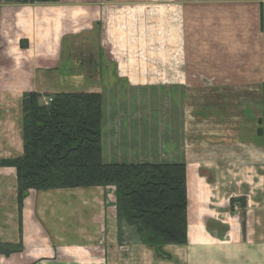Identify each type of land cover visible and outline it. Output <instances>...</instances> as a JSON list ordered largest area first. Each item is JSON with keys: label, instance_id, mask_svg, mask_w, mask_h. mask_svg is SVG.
<instances>
[{"label": "crops", "instance_id": "obj_1", "mask_svg": "<svg viewBox=\"0 0 264 264\" xmlns=\"http://www.w3.org/2000/svg\"><path fill=\"white\" fill-rule=\"evenodd\" d=\"M105 58L121 75L178 65L183 97L185 75L200 81L188 104L199 140L177 161L186 165L188 242L164 252L176 264H264V146L254 107L233 99L236 89L260 90L264 109V0L0 3V159L23 151L24 92L66 91L61 75L86 80ZM190 146L199 149L191 157ZM107 153L103 139L111 162ZM231 196H244L243 230ZM123 230L110 187L29 189L19 211L15 169L0 167V243L21 246L0 252V264H168L135 233L124 241Z\"/></svg>", "mask_w": 264, "mask_h": 264}, {"label": "trees", "instance_id": "obj_2", "mask_svg": "<svg viewBox=\"0 0 264 264\" xmlns=\"http://www.w3.org/2000/svg\"><path fill=\"white\" fill-rule=\"evenodd\" d=\"M59 0H0V3H55ZM195 1V0H187ZM203 1V0H197ZM45 97H51L49 103ZM254 134L264 146V109ZM102 102L99 92L60 91L21 97L23 151L0 159V167L15 169L17 205L29 189L48 190L102 186L111 188L116 220L132 227L139 241L157 258L170 259L169 244L188 242V196L184 162H105ZM243 197L231 198V210ZM20 245L0 243L8 255Z\"/></svg>", "mask_w": 264, "mask_h": 264}, {"label": "rangeland", "instance_id": "obj_3", "mask_svg": "<svg viewBox=\"0 0 264 264\" xmlns=\"http://www.w3.org/2000/svg\"><path fill=\"white\" fill-rule=\"evenodd\" d=\"M105 59L104 63L95 65V71L99 72L96 75H87L88 79L86 80L78 75H61L62 77L56 81V85L66 91H83L84 88L99 90L103 111V139L108 152V160L120 163L177 162L180 160L183 156V145L199 140L191 128L193 106L190 107L188 104L192 102L191 94L196 90L193 89V86L200 85V81L194 79V75H185V92L190 96L186 94L188 97H183V86L179 87L176 79L183 69L179 68L180 73L177 74L178 65L152 64L149 66V68L151 67L149 73L121 75L116 71L115 64L107 61V58ZM71 68L76 69L73 65ZM90 76L91 78H89ZM172 82L176 84L171 86L169 83ZM205 82L208 83L207 80ZM236 90L233 92V99L242 97V102L246 100L249 105L254 107L253 112L256 119L257 117L262 118L260 90L241 89L242 91L238 92ZM256 93L258 94L256 95ZM258 106L260 107L258 108ZM238 108H240L238 104L233 105L234 116ZM256 119L250 121L252 127H255ZM196 150L199 149L190 146L187 155L193 156ZM219 194L224 200L228 198L231 191L223 190L219 191ZM237 197L244 198V196ZM231 198H236V196H231L229 200ZM244 201L243 205L236 202L232 210L228 203V209L237 212L242 230L245 228L244 210L242 209ZM121 226L124 228L122 234L125 232L124 241L127 242V238L136 232L132 227L123 223ZM224 227H221L220 230ZM202 263L204 262L202 261ZM163 264L165 263L163 262ZM168 264H176V262L171 257L168 259Z\"/></svg>", "mask_w": 264, "mask_h": 264}, {"label": "built area", "instance_id": "obj_4", "mask_svg": "<svg viewBox=\"0 0 264 264\" xmlns=\"http://www.w3.org/2000/svg\"><path fill=\"white\" fill-rule=\"evenodd\" d=\"M51 101V97H46L45 99H44V102L45 103H49Z\"/></svg>", "mask_w": 264, "mask_h": 264}]
</instances>
